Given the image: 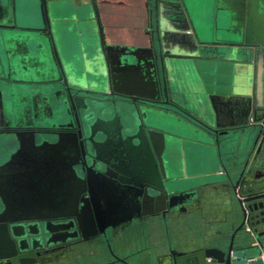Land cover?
<instances>
[{
  "label": "water",
  "instance_id": "obj_1",
  "mask_svg": "<svg viewBox=\"0 0 264 264\" xmlns=\"http://www.w3.org/2000/svg\"><path fill=\"white\" fill-rule=\"evenodd\" d=\"M246 2L244 22L234 19L231 39L225 41L215 32L214 40L196 43L182 26L179 0H93L79 17L85 27L80 53L73 43L61 50L55 33L59 23L74 16H52L46 0L32 20L17 17L0 26L3 108L18 120L14 126H27L21 103L40 109L42 102V122L29 125L46 129L0 134L10 144L0 148L1 178L22 157H36V171L44 175L42 188L11 196L1 183L0 219L11 224L4 232L8 245L0 237V259L46 264L18 257L95 236L113 259L123 260V253L134 262L139 256L130 245L111 248L117 226L149 209L166 221L171 212L199 200L204 185L220 182L233 199L215 235L184 240L193 246L181 249L165 239L146 253L144 262L264 264V173L256 178L259 170L252 169L264 142V0ZM259 21L263 25L256 28ZM252 31L254 39L249 38ZM248 44L256 48L255 68L235 88L234 72L251 59ZM218 75H226L224 87L215 85ZM231 96L239 101L230 111L225 103ZM253 108L261 114L250 123ZM227 116L236 118L218 121ZM182 145L202 150L217 166L205 178H186L170 169L168 157L175 166ZM109 152L122 156L127 177H115L99 165L105 164L101 153ZM239 158H247L246 163ZM18 199L29 204L6 203ZM41 200L49 204H38ZM24 219L43 220L28 222L18 232L15 222ZM95 247V257L104 252L101 243Z\"/></svg>",
  "mask_w": 264,
  "mask_h": 264
},
{
  "label": "crops",
  "instance_id": "obj_2",
  "mask_svg": "<svg viewBox=\"0 0 264 264\" xmlns=\"http://www.w3.org/2000/svg\"><path fill=\"white\" fill-rule=\"evenodd\" d=\"M72 1L74 2L75 7H86L93 3V0ZM46 2H50V0H46ZM19 3L20 0H0V26L16 21L19 12ZM179 4L181 5L183 13L182 26L185 28V32L189 33L196 43L214 40L215 32L218 34L219 32L222 33L218 37L220 40L231 39L229 32L232 31L231 28L234 27V19L242 18V22H244L247 6L246 0H179ZM26 7L31 17L39 16L41 11V0H31ZM226 13L228 16H226ZM262 25L263 24L260 21L255 24L256 28L258 26L261 28ZM251 34L252 36L250 35L249 38L254 39L253 31ZM248 46H253L251 59L247 60V67L244 68V70L234 72L233 85L235 88H237V83L243 78L248 79L249 71L255 68L256 48L254 44H248ZM242 73H244V75ZM225 76L226 75L216 76L215 85L218 87H224L226 83ZM238 101L239 99L237 97H228L225 107H227V109L229 108L231 111L237 106ZM217 108L220 113L218 106ZM230 118L234 120V116ZM194 150L199 155L201 154V159L205 161H203L205 167L201 166L199 169L193 168L192 170H187L185 164H181L179 167L173 166L174 168L170 169L180 171L186 178H205L204 176H207L210 173V169L207 167L209 166V160L202 150H197L190 145H182L180 157L186 155V152ZM169 158L170 156L168 159ZM213 184H215V187ZM232 199L233 193L230 190H227L222 183H208L202 187L199 200H193L183 208L178 209L176 213H173L169 217L167 216L166 221L161 216H157L150 219L148 222H145L143 224L145 227L149 226V223H154L152 228L155 229L156 227L159 233L154 237L148 236L145 240L142 235L140 242L156 246L166 239L171 241V244L176 246L177 249H181L182 246H193L187 244L184 245L181 242L184 240H193L204 235H215L219 229V225L221 222H224L231 209Z\"/></svg>",
  "mask_w": 264,
  "mask_h": 264
},
{
  "label": "flooded vegetation",
  "instance_id": "obj_3",
  "mask_svg": "<svg viewBox=\"0 0 264 264\" xmlns=\"http://www.w3.org/2000/svg\"><path fill=\"white\" fill-rule=\"evenodd\" d=\"M8 81H12V80H8ZM22 106L20 107L21 110H23L25 112L26 118L23 119L24 123H28L32 124V123H41L42 122V102L40 103V109L38 106L33 104H29V103H21ZM45 107V106H44ZM10 109V108H9ZM39 111V112H38ZM254 108L251 110V113L248 116V120L250 123L254 122V118L255 116H259L261 114V112H257V115L254 112ZM75 115V114H74ZM221 116V114L219 115ZM236 118V117H234ZM224 119H226L227 122L229 121H233L232 118H230L229 116L227 117H220L218 119V121H223ZM22 120V119H20ZM18 120H15L14 117H11L10 114H6L4 108H3V103H2V99L0 96V134L1 133H6V132H20V131H33V130H40V131H44L46 129H44L41 126H37V125H25V126H14L13 124L16 123ZM1 136V135H0ZM5 140H0V148H3L4 146H9L10 144H6L7 141ZM258 144V143H257ZM257 144L255 145V148L253 150V152L251 153L250 157H249V162L252 161L253 156L255 155L256 152V148H257ZM192 147V146H191ZM36 151H38L37 149H35ZM35 151V152H36ZM32 153H30L29 155H31ZM100 155L103 159V161L105 162V164L99 163V165L106 169L108 172L112 173L115 177H120V178H125L127 177L126 174V167L124 165V161L122 156H119L116 154V152L113 153H106ZM36 155V154H33ZM44 156V155H43ZM43 156H40L42 159ZM200 156V157H199ZM173 156L170 157L169 162L171 161V163H169L172 167H173V163L172 160ZM1 160V159H0ZM233 160L232 156H229V162H231ZM34 161V163L32 162ZM45 161V160H44ZM176 163L174 167H179L181 166V164H185L186 169L187 170H192L193 168H200L201 166L205 165L203 164V159H201V154L199 155L195 150L194 151H188L186 152V155H184L183 157L179 155V157H176L175 159ZM240 162H245L247 161L246 159H242L239 158ZM1 162V161H0ZM205 162V161H204ZM216 163V162H215ZM211 164L208 163L209 166H207L209 169H212L214 166H217V164ZM207 164V163H206ZM37 165V160L36 157L32 158H18L17 160H15L13 162V165L9 167L8 172L1 178L0 176V186L1 183H3V185L5 186V190L9 191L8 196H11L12 192L15 191H19L21 189H26V188H30L32 186H34L36 189L38 188H42L43 184V173L42 170L39 169L40 171H36V166ZM24 167V168H23ZM259 170L255 173V177L256 178H261L262 174L264 173V142L261 146V150L258 152L256 158L254 159L253 165H252V169ZM46 178V176H45ZM62 174H59L58 178H57V186L58 189L62 188ZM213 186L215 187V184H213ZM243 186L242 182H239L238 187H237V191L236 194L237 196L240 197V188ZM8 188V189H6ZM1 189V187H0ZM4 191V190H3ZM0 190V199H1V194L2 192ZM7 195V193L5 194ZM15 196V195H14ZM58 198L61 197V190L58 191ZM110 197H113V195L111 194ZM57 198V200H58ZM5 203V202H4ZM7 205H24V204H29L27 203L25 200L23 199H18V200H14V201H6ZM52 204H55V202H50ZM38 204H49L48 202L42 201L39 202ZM157 212L154 209H149L144 211L143 213H141L140 215H136L135 218L130 221H124L122 222L119 226H117L116 230L112 231V235L109 238V243L111 245V248L114 250L116 248V246L119 244V242H121V246H124L127 244V242H124L126 239H128L129 237H131L132 232H134L133 230L131 231L132 228H138L139 224L143 225L145 222H148L150 219H152L154 214H156ZM173 213L171 212L170 214H168L167 216H171ZM43 219H24V220H17L15 223L17 225H19L16 229L18 232L22 231V225L24 226V224L26 225L28 222H42ZM3 224H5V226H3ZM10 222L9 221H4V219H0V237H1V241L2 243H5V246L8 245L7 242L5 241V233L7 231V233L10 232ZM251 230L252 228L250 227V225L248 226ZM247 227V228H248ZM34 230H37V227L33 228ZM4 238V239H3ZM99 243H101L103 245V255H99L96 256L93 255L97 250V248L95 247L96 245H98ZM142 244V246H141ZM139 245V248L137 249V253L139 256V259H136L134 262L131 261L130 259L127 258L126 255H124L123 253L120 255L121 258H123V260H118L116 261L115 259H113V257L110 255L108 248L105 246V244L100 240V239H96L95 236H91L88 238H73L72 240L68 241L67 243H65L64 245H61V247H57V249L51 250V251H45L44 250H40L39 253H37L34 256H21L18 257L19 259H24L25 261L27 259H31V258H37L39 259V261H44L46 262V264H52V263H58L60 261L63 260H67L68 262L71 261L72 264H81V259H83L82 264H148L144 262V258L146 256V253H148L149 251H155V246H146L143 243H141ZM137 245V244H136ZM8 247V246H7ZM8 250L11 251L10 247H8ZM7 251V250H6ZM116 251V250H115ZM119 254V253H118ZM150 261V260H149ZM152 263L153 264H157V259L153 258L152 259ZM0 264H13L12 260L10 258L6 259H0Z\"/></svg>",
  "mask_w": 264,
  "mask_h": 264
},
{
  "label": "rangeland",
  "instance_id": "obj_4",
  "mask_svg": "<svg viewBox=\"0 0 264 264\" xmlns=\"http://www.w3.org/2000/svg\"><path fill=\"white\" fill-rule=\"evenodd\" d=\"M29 1L31 0H20V3L18 5L19 6L18 8L19 9V12H18L19 20H26L29 17H31L26 7V5L29 4ZM48 3L50 6V12L52 16L57 17L59 19L61 18L62 20L65 18H71L74 16V18H72V20L70 21L63 20L62 23H59V25H57L59 30L58 32L57 30H55V33H56V38H57V41H58V44L61 50H64L66 47L67 49L70 50L69 48L71 46L70 43H73L74 46L72 45V47H76L75 50L73 49L74 52L80 53V49H79L80 43L83 39V36L85 35V32H84L85 27H82L81 22L79 21V19L84 16V13L82 10L83 7L82 6L75 7L74 2L72 0H56V1L50 0V2ZM226 16H228L227 13H226ZM67 22L70 23L72 26L68 27L69 24ZM153 224L154 223H149V226L147 227L139 224L138 228H132L131 231L133 230L134 232L130 233L131 237L126 239L124 242H127V244L130 245L135 250L139 248V245L141 243H143L146 246H152L147 243L140 242V241H141L142 235H143L144 240L148 236H151V237L157 236L159 231L156 227L155 229L152 228ZM120 245H122L121 242H119L117 246H120ZM81 262L83 263L85 261L81 259ZM52 264H56V263H52ZM57 264H72V263L71 261L68 262L67 260H63V261L58 262Z\"/></svg>",
  "mask_w": 264,
  "mask_h": 264
}]
</instances>
